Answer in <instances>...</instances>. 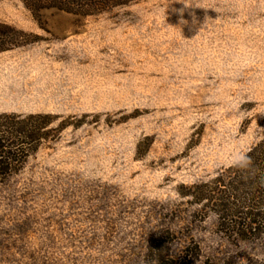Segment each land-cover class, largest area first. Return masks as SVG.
Listing matches in <instances>:
<instances>
[{"label": "rangeland", "instance_id": "1", "mask_svg": "<svg viewBox=\"0 0 264 264\" xmlns=\"http://www.w3.org/2000/svg\"><path fill=\"white\" fill-rule=\"evenodd\" d=\"M0 25V264H264V225L198 201L264 140V0H0Z\"/></svg>", "mask_w": 264, "mask_h": 264}, {"label": "trees", "instance_id": "2", "mask_svg": "<svg viewBox=\"0 0 264 264\" xmlns=\"http://www.w3.org/2000/svg\"><path fill=\"white\" fill-rule=\"evenodd\" d=\"M133 1L136 0H22L26 8L33 13L43 10H57L81 16L102 13ZM3 30L11 31L9 27L0 25V32H5ZM17 46L16 42L0 39V53ZM39 119L42 118L40 116L28 118L29 121ZM51 124L50 120L41 128H33V131L24 137L26 142H21V144L32 148V152L36 151L41 143L47 140L48 134L44 131H47ZM3 149L4 146L0 144V153L2 154L5 153ZM24 153L27 154V152ZM7 155L13 156L11 153ZM245 157H247V164L245 166L238 164L231 169L227 182L222 181V179L215 182L220 188L218 192L217 190L207 192L213 195L204 196L198 200L199 203L206 202L215 208L214 213L218 216L219 221H222L223 226L236 227L237 232L240 233L241 241L248 240L249 232L264 225V140L249 151ZM191 196L194 197V194ZM230 219H234L235 222L226 223Z\"/></svg>", "mask_w": 264, "mask_h": 264}, {"label": "clouds", "instance_id": "3", "mask_svg": "<svg viewBox=\"0 0 264 264\" xmlns=\"http://www.w3.org/2000/svg\"><path fill=\"white\" fill-rule=\"evenodd\" d=\"M236 163L240 166H245L247 164V157L240 155L237 157Z\"/></svg>", "mask_w": 264, "mask_h": 264}]
</instances>
